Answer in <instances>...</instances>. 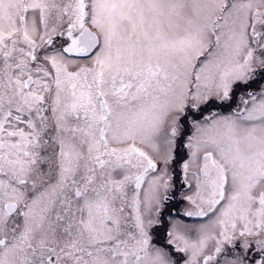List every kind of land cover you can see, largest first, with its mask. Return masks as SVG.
Masks as SVG:
<instances>
[{
	"label": "snow or ice",
	"instance_id": "1",
	"mask_svg": "<svg viewBox=\"0 0 264 264\" xmlns=\"http://www.w3.org/2000/svg\"><path fill=\"white\" fill-rule=\"evenodd\" d=\"M0 264H264V0H0Z\"/></svg>",
	"mask_w": 264,
	"mask_h": 264
}]
</instances>
